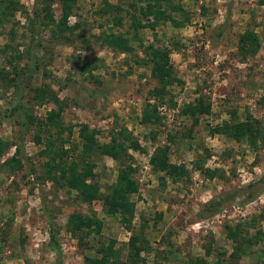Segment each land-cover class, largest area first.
Instances as JSON below:
<instances>
[{
    "label": "rangeland",
    "instance_id": "obj_1",
    "mask_svg": "<svg viewBox=\"0 0 264 264\" xmlns=\"http://www.w3.org/2000/svg\"><path fill=\"white\" fill-rule=\"evenodd\" d=\"M17 1L19 9L1 24L0 33V70L9 77L12 66H22L37 37L29 20L33 0ZM107 1L121 6L119 25L111 14H99L102 0H74L67 29L57 24L58 0H49L54 22L40 34V68L22 92L21 114L2 116L16 96L0 80V139L9 142L0 150V264H56L49 222L64 264H88L86 259L99 257L96 251L109 241L113 254L106 264H264V190L252 201L233 198L211 216L197 215L210 198L264 173V0H171L182 8L183 13H171L181 25L158 21L153 30L136 32L130 16L145 21L139 11L145 0ZM133 1L136 6H129ZM102 30L127 36L130 51L102 44ZM245 31L257 37L258 45L252 55L241 56L236 40ZM150 44L169 49L178 79L165 87L161 100L150 98L155 80L140 62ZM146 99L161 101L155 108L157 124L140 123ZM198 99L209 103V110L192 123L180 109ZM50 109L59 111L56 123L44 126L41 121ZM22 115L28 117L23 127ZM247 118L256 119L263 132L255 143L210 133L224 121ZM84 125L94 131L96 143H124V133L116 132L125 130L142 148L127 149L119 160L92 157L94 175L88 180L96 183L99 196L88 203L62 178L68 177V164L77 163L78 133ZM49 136L64 149L53 166L40 153ZM163 145L168 146L169 162L185 169L180 177L150 165L154 149ZM118 161L134 167L137 183L127 196L132 203L129 230L103 201ZM84 215L99 220V229L72 233L69 218ZM131 234L142 237L139 250L126 245Z\"/></svg>",
    "mask_w": 264,
    "mask_h": 264
},
{
    "label": "trees",
    "instance_id": "obj_2",
    "mask_svg": "<svg viewBox=\"0 0 264 264\" xmlns=\"http://www.w3.org/2000/svg\"><path fill=\"white\" fill-rule=\"evenodd\" d=\"M144 7L140 8L139 11L145 18L144 22L139 20H134L133 16H130V28L136 32L137 28L146 27L153 30L155 27V22L158 21H169L173 26H179L182 20H177L172 17V12L183 13L181 6L178 3H173L171 0H166V4L162 3L163 0H145ZM60 8V16L58 18L57 24H60L67 29V17L72 14L74 0H58ZM129 4V3H128ZM129 6L135 7V2H131ZM32 17L29 18L34 27L37 28L36 38L32 45V49L28 52L26 60L20 68L16 65L12 66L11 72L12 77H9L7 72L3 69L0 70V80L6 82L8 87L14 88L16 103L8 109L6 112H2V116L9 117L15 112L21 114L22 104L20 103L22 92L28 87L29 81L33 73L40 68L38 63L39 58L37 56V50L42 48L41 43V32L47 26L48 22H54L52 18V13L49 8V0H33L32 2ZM19 9V2L17 0H0V33L2 25L10 17L13 16L14 12ZM121 6L118 4L109 3L107 0H102V6L100 8L99 14H111V21L114 25H119L121 17L118 14L121 11ZM183 20H188L184 17ZM58 38H62L61 36ZM63 39V38H62ZM98 39L100 42L108 47L121 51H130V46L128 41L129 38L118 31H100L98 34ZM257 37L250 31H245L241 33L236 40V51L241 56L252 55L257 48ZM6 45L3 47V49ZM1 49V48H0ZM2 50V49H1ZM144 56L140 59L143 66L149 68V75L155 80V86L148 90L150 98H155V100H161L165 94V87L177 82L178 79L174 76V71L171 62L169 61V49L166 47H155L153 45H146L143 48ZM2 72L4 73L2 75ZM45 74V72H44ZM19 77L17 78L15 77ZM149 99H146L140 113V123L144 125L157 124L160 120V116L155 111L157 103H149ZM57 102V100H56ZM209 110V103L198 99L193 103L183 104L180 113L186 115L192 119V123L197 122V117ZM59 111L50 109L45 113L44 119L41 124L44 126H53L56 123V117ZM21 121V127L25 125L26 117ZM124 133V143L117 139L115 142H103L96 143L94 138V131H86V126H82L79 130V137L81 138V151L77 155V163L68 164V177L62 175L65 180V185L67 188L74 190L77 193L78 198L82 202H90L96 199L98 195V186L94 181H89L93 177V167L92 157L95 156H108L114 160H119L120 156L124 155L127 149L132 148L135 150H142L138 145L137 141L132 139L129 134H126L125 130H119L116 132L117 135H122ZM210 133H220L230 136L233 139L244 138L249 142H256L263 138L262 129L260 128L258 121L253 118H247L243 121L236 122H222L220 125H216L210 130ZM38 137L35 138V141ZM8 141L0 139V150L8 145ZM95 143V144H94ZM43 147L40 149V153L45 156L46 165L53 166L57 159H60L64 153V149L58 145L54 146V141L52 137H47L42 142ZM18 145H21V136H19ZM19 147V146H18ZM168 146L163 145L162 147H157L151 154L149 161L153 170L161 171L172 177H180L185 173V169L182 165H177L170 163L168 160ZM118 169L116 170V176L114 182L109 185V193L103 197V201L108 210L116 212L119 214V219L125 229L130 228V217H131V207L132 203L128 201L127 196L134 192L137 188V183L132 177L134 167L129 163L123 164L121 161ZM198 165V164H197ZM204 172H208L204 169ZM47 176L50 174L49 168L46 169ZM50 178H54L52 175ZM264 190V173L259 176L258 179L246 183L242 186L232 189L231 191L224 192L215 197L210 198L208 201L203 203L202 208L198 211V217L204 218L213 215L220 208L229 204L233 198H241L240 202L252 201L256 196H258ZM99 220H97L93 215L91 216H81V218H74L71 216L68 220L69 230L72 233L80 231L83 228L96 232L99 229ZM88 231V232H89ZM48 238L49 247L56 254V264H64L60 257V248L55 235L52 231V225L48 223ZM142 243V237L137 234H131L126 242L127 246L135 249H140ZM136 249V251H137ZM97 253H100L99 257H92L86 259L88 264H106L109 256L113 254L112 251V241L103 248L100 247Z\"/></svg>",
    "mask_w": 264,
    "mask_h": 264
}]
</instances>
